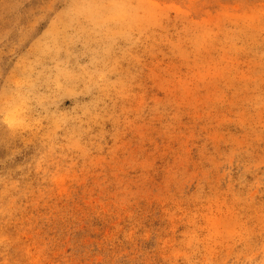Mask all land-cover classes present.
<instances>
[{"label":"rangeland","instance_id":"rangeland-1","mask_svg":"<svg viewBox=\"0 0 264 264\" xmlns=\"http://www.w3.org/2000/svg\"><path fill=\"white\" fill-rule=\"evenodd\" d=\"M0 264H264V0H0Z\"/></svg>","mask_w":264,"mask_h":264}]
</instances>
